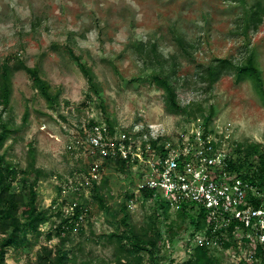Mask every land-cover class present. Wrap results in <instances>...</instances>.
<instances>
[{
	"label": "rangeland",
	"instance_id": "rangeland-1",
	"mask_svg": "<svg viewBox=\"0 0 264 264\" xmlns=\"http://www.w3.org/2000/svg\"><path fill=\"white\" fill-rule=\"evenodd\" d=\"M258 2L264 4V0H0V68L6 59L13 68L9 106L0 105V129L5 124L17 130L1 153L22 175L33 144L35 166L43 172L37 187L40 208L50 209L63 181L100 157L77 140H85L84 129L91 123L107 118L113 130L122 129L135 146L148 148L153 140L164 146L202 123L232 154L236 143L264 147V100L255 85L228 70L211 86L201 79L199 68L218 58L240 64L253 56L264 78V21L257 30L244 33L247 11ZM178 38L193 48L183 51ZM153 44L161 56L156 59L160 62H152L154 67L146 53ZM161 62L177 90L180 109L174 112L166 107L164 89L153 81L152 73ZM21 64L37 67L50 83L51 92L58 94L52 106ZM210 107L214 114L206 125ZM128 166L122 169L115 158H104L110 215L92 199L78 197L89 209L87 222L74 227L64 243L74 248L76 264H119L118 244L108 237L117 232L121 204L137 229L147 225L154 206L137 192L142 167L131 162ZM19 179L15 190L21 187ZM59 222L60 217L51 216L41 225L38 238L30 237L23 248L9 249L8 264H37L41 247L59 245L56 229L52 239L47 237L52 224ZM174 227L179 236L172 247L161 246L159 264H182L188 258L194 242L191 229L181 220ZM222 254L226 262L229 256ZM142 264H151L147 255Z\"/></svg>",
	"mask_w": 264,
	"mask_h": 264
},
{
	"label": "trees",
	"instance_id": "trees-1",
	"mask_svg": "<svg viewBox=\"0 0 264 264\" xmlns=\"http://www.w3.org/2000/svg\"><path fill=\"white\" fill-rule=\"evenodd\" d=\"M264 21V4L258 2L253 5L246 14L245 35H248L250 29L257 30ZM179 46L185 52L187 47L193 44L186 42L184 38L177 39ZM147 59L151 62L158 61L156 44L150 46L147 52ZM155 56H151L154 55ZM194 59V58H192ZM195 60V59H194ZM163 63L158 65V71L152 73L153 81L158 83L165 93V104L169 111H177L180 109L177 101V90L173 83L170 82V75L165 74L162 70ZM21 68L29 74L33 85L41 92L52 106L58 100V94L51 92L50 83L45 80L37 67H27L21 64ZM201 68V79L209 85H214L220 80L223 74L228 70H234L236 76L242 80L252 82L257 88L259 94L264 100V78L262 70L253 56H250L245 62L235 64L232 59L218 58L212 60L207 65L199 64ZM0 105L4 108L9 106L12 94V71L13 68L10 61L6 59L0 68ZM84 73L93 80L94 76L91 71L82 66ZM175 72V71H174ZM214 114L213 107L209 108L207 114L206 125L210 121L209 118ZM28 120V113L23 116V121ZM110 129L113 131V123L106 119ZM207 128V126H205ZM15 128L8 125H2L0 129V264H8L7 255L9 249H20L28 245L30 237L38 238L41 235V225L45 223L51 216L60 217L58 224H52V230L47 233L48 239L57 234L59 237V245L56 248L43 246L37 253V264H76V252L72 246L66 248L64 243L68 241L70 233L74 226L69 225L68 219L61 218L60 212L50 209H41L39 206L38 183L43 177V172L35 166V151L33 144L30 143L32 149L29 154L31 161L27 168L23 170V174L19 175L16 165L6 158L5 153H1L6 141L16 132ZM153 140L150 142V149H162L163 143ZM234 158L230 160V170L238 173L244 179L250 181L259 191L256 195H250V202L254 206H260L264 203V147L260 143L234 145ZM109 160V158H106ZM118 167L129 168L128 162L122 159H115ZM20 176L21 187L14 189V184ZM108 185V179L103 176L100 183H94L91 199L97 202L100 209L110 215V208L104 191ZM141 196L144 200L153 202V211L148 219L147 225L140 230L132 223L130 213L125 204H121L118 210V219L115 223L117 232L108 237V239L117 242V251L119 255L116 257L119 264H142L144 255L148 256L151 264H159L158 254L161 252V246L167 244L174 245L175 239L179 236L175 230V221H186L191 229V235L196 233H208L207 215L200 208L193 210V207L184 205L180 209L172 213L170 203L156 195L153 191L143 189ZM53 213H52V212ZM89 211V209H88ZM87 211V213H88ZM175 216L174 219L171 216ZM61 243V244H60ZM222 246L227 248L229 243L222 242ZM257 255L261 258V262L242 263V264H264V246H258ZM182 264H226L222 258L210 253L207 244H196L184 260Z\"/></svg>",
	"mask_w": 264,
	"mask_h": 264
},
{
	"label": "built area",
	"instance_id": "built-area-1",
	"mask_svg": "<svg viewBox=\"0 0 264 264\" xmlns=\"http://www.w3.org/2000/svg\"><path fill=\"white\" fill-rule=\"evenodd\" d=\"M84 130L85 140L77 142L100 157L85 171L68 176L61 185L60 196L52 207L69 224L75 228L86 224L88 208L81 198L91 199L94 183L101 182L104 158H119L142 167L137 186L140 195L143 189L151 190L167 200L172 211L187 205L206 212L208 233H196L190 251L201 243L207 244L215 256L222 258V252H226L229 258L226 262L222 258L226 264L261 262L257 248L264 246V203L256 207L250 202V195L259 191L230 170L232 152L216 134L205 131L202 123L193 124L188 133L166 142L162 149L135 146L122 129L112 131L105 120L91 123ZM222 242L229 246L224 248Z\"/></svg>",
	"mask_w": 264,
	"mask_h": 264
}]
</instances>
